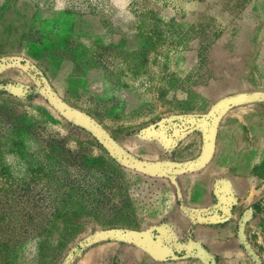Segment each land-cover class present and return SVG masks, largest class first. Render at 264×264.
<instances>
[{"label":"rangeland","instance_id":"1","mask_svg":"<svg viewBox=\"0 0 264 264\" xmlns=\"http://www.w3.org/2000/svg\"><path fill=\"white\" fill-rule=\"evenodd\" d=\"M129 11L0 0V264H264V194L185 195L229 113L264 108V0Z\"/></svg>","mask_w":264,"mask_h":264},{"label":"crops","instance_id":"2","mask_svg":"<svg viewBox=\"0 0 264 264\" xmlns=\"http://www.w3.org/2000/svg\"><path fill=\"white\" fill-rule=\"evenodd\" d=\"M253 107L245 104L229 113L226 120L233 126V131L232 126L224 127L221 132L222 139L220 131L217 130L211 162L204 167L200 175L187 180L185 195L188 206H207L209 199L215 195V185L219 182L226 183L235 194L239 193L242 204H245V200L264 194V108L256 111ZM239 141L243 144L240 148ZM198 144L199 141L195 139L191 144L188 143L182 150L181 158L194 156L199 150ZM219 148L224 150L221 157L216 153ZM233 226L234 224L230 223L227 229L216 228L210 235L211 240L220 247L236 245L233 242ZM221 252L234 257L241 254L237 246L230 248V253L227 250Z\"/></svg>","mask_w":264,"mask_h":264},{"label":"clouds","instance_id":"3","mask_svg":"<svg viewBox=\"0 0 264 264\" xmlns=\"http://www.w3.org/2000/svg\"><path fill=\"white\" fill-rule=\"evenodd\" d=\"M132 3V0H114V4L118 7L119 12L122 15L130 16L129 5Z\"/></svg>","mask_w":264,"mask_h":264},{"label":"water","instance_id":"4","mask_svg":"<svg viewBox=\"0 0 264 264\" xmlns=\"http://www.w3.org/2000/svg\"><path fill=\"white\" fill-rule=\"evenodd\" d=\"M2 67H4V66H0V68H2ZM162 171H164V169H162ZM127 235V238L128 237H134L133 235H131V234H126ZM136 238H139V239H141V237H139V236H136ZM136 242L137 243H139L140 241H138V240H136ZM149 250L148 251H150L151 253H153V254H155V252L153 251V250H150V248H148Z\"/></svg>","mask_w":264,"mask_h":264}]
</instances>
